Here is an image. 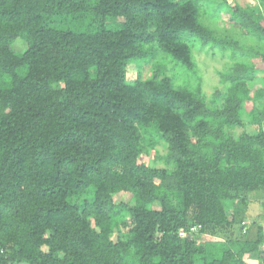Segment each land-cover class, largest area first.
<instances>
[{
  "label": "trees",
  "instance_id": "16d2710c",
  "mask_svg": "<svg viewBox=\"0 0 264 264\" xmlns=\"http://www.w3.org/2000/svg\"><path fill=\"white\" fill-rule=\"evenodd\" d=\"M255 1L0 0V264H264V222L244 221L252 201L264 219ZM196 46L233 62L210 97L169 75L195 73Z\"/></svg>",
  "mask_w": 264,
  "mask_h": 264
},
{
  "label": "rangeland",
  "instance_id": "374dc122",
  "mask_svg": "<svg viewBox=\"0 0 264 264\" xmlns=\"http://www.w3.org/2000/svg\"><path fill=\"white\" fill-rule=\"evenodd\" d=\"M237 2L242 6H253L256 5L255 0H237ZM210 7H212L210 5ZM202 21L205 25H207L216 35L221 37H229L235 40L240 41L245 45H252V42L249 40V37L245 36L238 27H236L230 21V17L228 14H222L219 18L215 19L210 15L204 14ZM21 43L17 44V48L21 49ZM200 47L196 46L193 52L194 62L196 64L195 73L191 74L188 73L187 70L182 67L181 65L173 63L172 66L169 68V75L173 77L174 81L179 86H185L195 88L197 82H203L204 90L207 94V97H210L217 88L224 89L220 82V73L226 72L229 70L233 65V62L230 60L229 53H221L218 51H209L208 48L204 49L203 51L199 52ZM153 72V68L149 67L144 72V77H149ZM131 75V74H130ZM131 77H133L131 75ZM198 79H201L198 81ZM264 87V78L259 77L252 85V93L256 92L259 89ZM245 131L248 133H253L255 131L254 127H251L248 124V121L244 122ZM237 132H241V130H237ZM159 151L163 150L162 147H158ZM143 160L146 161L147 164L150 166H158L162 167L163 163H156L152 157H148L145 154L143 155ZM252 199V198H251ZM260 205V204H259ZM255 202H248L247 209L245 210V218L244 221L251 229L255 228L264 222L263 219V209ZM239 206H242L240 203H230L227 205L226 210L228 211L229 215H232L236 212ZM207 239H210L207 237ZM246 261L258 264V259L255 257L247 258Z\"/></svg>",
  "mask_w": 264,
  "mask_h": 264
},
{
  "label": "built area",
  "instance_id": "2783aa9c",
  "mask_svg": "<svg viewBox=\"0 0 264 264\" xmlns=\"http://www.w3.org/2000/svg\"><path fill=\"white\" fill-rule=\"evenodd\" d=\"M181 234H182V235H184V233H183V232H182Z\"/></svg>",
  "mask_w": 264,
  "mask_h": 264
}]
</instances>
